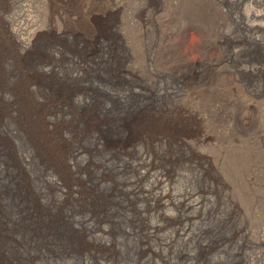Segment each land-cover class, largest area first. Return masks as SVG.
<instances>
[{
  "label": "rangeland",
  "instance_id": "obj_1",
  "mask_svg": "<svg viewBox=\"0 0 264 264\" xmlns=\"http://www.w3.org/2000/svg\"><path fill=\"white\" fill-rule=\"evenodd\" d=\"M102 1L24 0L20 13L37 24L35 29L47 41L38 47L43 49L35 48L21 59L0 25V42L8 43L7 49L0 51V264H264V0H122L116 13ZM3 2L0 0V8L7 7L9 12L10 2ZM94 16L102 18L104 26L97 35L101 40L92 42L89 35L94 34L97 25H92ZM163 19L172 25L171 30H160L157 22ZM16 21L15 27L25 29L21 19ZM56 29L64 32L59 41L66 44L64 50L59 46L52 50L54 54L62 53L60 63L54 72L39 74L43 85L36 86L33 81L29 86L32 94L29 98L23 96L21 85L33 77L32 73L26 76L23 68L43 52L51 51L49 47L55 42L51 33ZM165 35L171 48L175 47L181 57L185 55L195 68L189 67L180 77L149 72V56L163 48ZM210 58L212 62L222 60L213 64L216 76L213 73L212 83L227 86L231 81L226 99H230L228 114L234 121L226 133L216 129L214 139L197 148L205 160L196 159L195 147L177 153L164 142L157 148L155 140L149 144L143 137L134 141L139 130L135 122L159 119L163 112L173 116L174 108L181 104H189L188 109L195 106L187 95L173 98L165 91L177 93L182 85L191 89L198 77L194 72L204 71ZM80 59L93 60L98 66L96 71L85 68L81 72V66L74 69ZM116 64H135L140 81L117 74ZM34 65L36 70V60ZM130 88L140 93L132 97ZM62 95L70 97L68 104L63 103ZM43 122L53 124L51 131L40 125ZM190 127L193 129V125ZM129 138L135 150L143 152L149 147L155 158L152 162L173 174V183L160 189L153 188L152 179L140 181L142 190L148 191L145 195L152 197L163 191L173 194L186 204L183 213L191 219L190 225L184 220L178 226L166 224L156 238L146 241L152 250L165 256L164 261L144 251L141 219L133 210H142L141 216L155 225L162 222L159 214L174 221L178 212L169 205L155 208L153 202L143 199L139 188L129 193L133 187L125 183L127 179L133 182L135 174L123 163L130 162L134 155L119 149ZM57 144L66 153L78 152L77 160L84 159L89 176L77 172L79 162L77 168L65 167L67 159L59 156L54 148ZM164 158L169 160L165 162ZM47 178L57 179L58 184L82 182L85 200L77 194H72L71 200L63 198L60 189L47 183ZM184 190L190 195L183 196ZM174 226L195 231L194 239L181 243L176 237L166 248L163 244L174 235Z\"/></svg>",
  "mask_w": 264,
  "mask_h": 264
},
{
  "label": "bare ground",
  "instance_id": "obj_2",
  "mask_svg": "<svg viewBox=\"0 0 264 264\" xmlns=\"http://www.w3.org/2000/svg\"><path fill=\"white\" fill-rule=\"evenodd\" d=\"M6 3L7 1L10 2V11L8 12L7 10V7H5V9L3 7L0 8V25H2V27L4 28L5 30V34H6V39H7V42L10 44L15 46V48H17V54L18 56V59H21V57L26 54V53H29L31 50L34 51L35 48L39 49V45L45 41H47L46 39H44V37H46L45 35H41L40 34V30H37L35 29L37 26V24L30 20V19H27L25 18L21 13H20V8H21V3L24 1V0H4ZM75 1V0H74ZM84 1V0H83ZM95 1H100V0H95ZM104 1V0H103ZM102 1V2H103ZM2 2V1H1ZM3 2V4L5 3ZM78 2V1H77ZM76 2V3H77ZM195 2V1H194ZM103 3H105L107 6L111 7L110 9H112V12L117 11V9H119L118 7H120L123 3H122V0H105ZM79 4V3H77ZM102 4V3H101ZM194 4V3H193ZM9 5V4H8ZM105 5V6H106ZM4 6V5H3ZM7 6V4H6ZM83 6V5H82ZM92 6V5H91ZM95 6V5H94ZM193 6V5H192ZM78 7V6H76ZM79 8V7H78ZM106 8V7H105ZM209 8V7H208ZM17 9V11L13 12V10ZM93 9V8H92ZM264 9V8H263ZM11 10H12V13H11ZM79 10V9H78ZM77 10V11H78ZM91 10V9H90ZM102 10V9H101ZM76 11V13H77ZM94 11V9H93ZM264 11V10H263ZM22 12V11H21ZM81 12V11H80ZM84 12V11H83ZM95 12V11H94ZM172 12L173 9H172ZM200 12V11H199ZM261 12V11H260ZM114 13V15H115ZM203 13V12H202ZM215 13V12H214ZM252 13V12H251ZM254 13V12H253ZM257 13V12H256ZM91 14V13H89ZM208 14V13H207ZM213 14V13H212ZM262 14V12L260 13ZM259 14V15H260ZM102 15V13H101ZM105 15V13H104ZM108 15V14H107ZM254 15V14H253ZM258 15V14H257ZM256 15V16H257ZM92 16V15H91ZM77 17H80L77 16ZM90 17V16H89ZM255 17V15L253 16ZM21 19L23 21V25L25 26V29H30V33L21 28L20 27H15V21L16 19ZM91 18V17H90ZM92 21H93V26H95L96 24V27L94 29L93 27V32L94 34L89 35V38H92L91 41L93 42V39L96 41L97 39V35H101L102 31H103V24L101 22V20H103L102 18H99L97 16H94L92 17ZM107 18V17H106ZM109 18V17H108ZM111 18H112V15H110V20L108 22L109 24V27L111 25ZM152 20H154L155 17H150ZM249 18V17H248ZM258 19V18H257ZM107 20V19H106ZM158 20V19H157ZM160 20V19H159ZM158 20V21H159ZM220 20V19H219ZM246 20V19H245ZM259 20V19H258ZM262 20V18H261ZM90 21V19L88 20ZM150 21V20H149ZM156 21V20H155ZM166 20L163 19L161 22H157V25L158 27L160 28V30L166 32L167 30H171V24H169L168 22H165ZM17 22V21H16ZM81 22V21H80ZM84 22V21H82ZM79 23V22H78ZM107 23V22H106ZM198 23V22H197ZM80 24V23H79ZM85 25V24H84ZM155 25V24H154ZM36 26V27H34ZM1 27V29H2ZM38 28V27H37ZM49 28V27H48ZM86 28V27H85ZM91 28V27H90ZM0 29V30H1ZM77 29V28H76ZM79 29V28H78ZM83 29V28H82ZM89 30V27L87 28ZM48 30V29H47ZM91 30V29H90ZM106 30V29H105ZM199 30V29H198ZM79 31V30H78ZM112 31V30H111ZM196 33H197V30L195 29ZM88 32V31H87ZM92 32V31H91ZM106 32V31H105ZM201 32V31H200ZM43 33V32H42ZM64 32H62L61 29H56L53 31V33H51L54 38V41L53 42V45L51 44L50 47H49V50H51L49 53H45V54H40L39 52V56L35 59L36 60V65L38 66L36 68V70H34V67H35V60L33 61V63L31 62L30 65H27L25 64L26 68H23L25 70H27L26 72V76H29L28 74L29 73H32V76L28 81V83H24L22 84V88H21V93L23 94V96H28V98L30 97V95L32 94V90L30 89V85H32V82L35 81V84L36 86H42V82L39 80V74H41V76L43 75H46L48 74L49 72H54V67L56 65H58L60 63V60L59 58H62L61 57V54L62 53H58V54H54L52 52V50L54 51L55 47L56 46H59L62 50L66 49L65 48V45L63 43H61L59 41V38L61 35H63ZM89 33V32H88ZM202 33V32H201ZM4 34V33H2ZM49 34V33H48ZM80 34V33H79ZM87 34V33H86ZM104 34V33H103ZM108 34V32H107ZM81 35V34H80ZM83 35V34H82ZM113 35V33H112ZM1 36V35H0ZM41 36L43 37L44 40L41 39ZM79 36V35H78ZM103 36V35H102ZM101 36V37H102ZM106 36V35H105ZM109 36V35H108ZM111 36V35H110ZM76 37V36H75ZM74 37V38H75ZM104 37V36H103ZM113 37V36H112ZM2 38V37H1ZM48 38V37H47ZM88 38V37H86ZM88 38V39H89ZM100 38V37H98ZM109 38V37H108ZM114 38V37H113ZM115 38L116 40L118 39V37L116 36L115 34ZM3 39V38H2ZM5 39V40H6ZM83 40L85 38H82ZM172 39V38H171ZM41 40V42H40ZM90 40V39H89ZM88 40V41H89ZM99 40V39H97ZM101 40V39H100ZM99 40V41H100ZM107 40V39H105ZM104 40V41H105ZM110 40V39H109ZM169 38L165 35L164 36V39H163V48L161 49H157L156 51L152 52L153 54H151L149 56V63H148V69L150 70L149 72H152L153 74H161V73H164V74H173V76H177V77H180L181 75H184V73L187 72V69L189 67L192 68V66L194 64L190 63L189 62V59L184 55V57H181L177 52L176 49L174 48H171V45L169 44ZM4 41V40H3ZM76 41V40H75ZM114 41V40H113ZM5 42V41H4ZM3 43V42H0V51L1 49L4 51L7 49L6 45L8 43ZM77 42V41H76ZM86 42V41H85ZM84 42V44H85ZM91 42V45H93V43ZM102 42V41H101ZM165 42H166V45H165ZM82 43V42H80ZM100 43V42H99ZM104 43V42H103ZM45 44V43H44ZM83 44V43H82ZM88 44V43H87ZM43 45V44H42ZM49 45V44H48ZM47 45V46H48ZM79 45V44H78ZM86 45V44H85ZM96 45V44H95ZM99 45V44H98ZM108 46V44H106ZM112 47L114 46L113 43L111 44ZM12 46V47H13ZM47 46H46V50L48 51L47 49ZM90 46V45H88ZM102 46V44H101ZM11 47V48H12ZM41 47V46H40ZM58 47V48H59ZM79 47V46H78ZM115 47V46H114ZM113 47V48H114ZM156 47V46H155ZM9 48V47H8ZM91 48V47H90ZM99 48V47H98ZM43 48H40L39 50H41ZM44 49V50H45ZM57 49V48H56ZM93 49V48H92ZM97 49V48H96ZM75 50V49H74ZM95 50V49H94ZM96 51V50H95ZM102 51V50H101ZM13 52V51H12ZM56 52V51H55ZM62 52V51H61ZM67 54V53H66ZM102 54V53H101ZM8 55V54H6ZM16 55V54H15ZM33 55V54H32ZM68 55V54H67ZM75 55V54H74ZM36 56V55H35ZM66 56V55H64ZM63 56V58H64ZM4 57V55H3ZM32 57V56H31ZM81 57V56H79ZM85 57V56H84ZM98 57V56H97ZM119 57V56H118ZM7 58V57H6ZM9 58V57H8ZM27 58V57H26ZM34 58V57H33ZM68 58V57H67ZM71 58V57H70ZM102 58V57H101ZM4 59V58H3ZM15 59V57H14ZM119 59V58H118ZM211 59V58H210ZM222 59V58H221ZM30 60V59H29ZM29 60H26V62H29ZM62 60V59H61ZM95 60V59H94ZM116 60V59H115ZM31 61V60H30ZM107 61V60H106ZM105 61V62H106ZM202 62V60H200ZM204 61V60H203ZM208 61V59H207ZM213 60L211 59L210 61L206 62L203 66V69L204 71L198 73H195L194 72V75L195 76H198L196 81L193 82L191 84V89H189L187 86L185 85H182V90L179 89V92L175 93V92H168V91H165V94L166 95H170L172 96L173 98H176L178 97L179 95H187L188 97L191 98V100L195 103V106L194 107H191L192 109H188V105H186L187 103L185 104H181L180 106L178 105V107H175L173 112H174V115L173 116H167L168 114H165L163 112V115L161 117H159V119H156L155 117L152 119V118H143L141 119L140 122H135L136 125H138V132H137V135H138V138L137 139H134L135 140H139L141 141V138L143 137L144 138V142L146 143H150L151 141H158L156 142V147L158 148L160 144H162L163 142L165 144L168 145V149H174L177 153H179L180 150H188L189 148L191 147H195L196 148V159H203L205 160V158L203 157V153L198 151L197 148L199 147H205L211 140L214 139V135H215V130L216 129H220L223 131V133H226L229 129V127L231 126V124L233 123V118H231L228 114V111H229V104H230V99H226L227 98V93L230 91V86H231V81L230 83L226 86L223 85V84H214V82L212 83L211 79L212 78V75H213V67H214V63H219L220 61H218L217 59L212 62ZM3 62V61H2ZM14 62V61H13ZM18 62V61H17ZM73 62V60L71 61ZM82 64H80V63ZM79 62H75L74 63V69L78 68L79 66H81V72H85V68L86 69H91L93 71H96V67L97 66V63H95L93 60L91 59H83ZM102 62V61H101ZM104 62V63H105ZM205 62V61H204ZM120 63V62H119ZM127 63V62H126ZM200 63V62H199ZM203 63V62H202ZM222 63V62H221ZM3 64V63H2ZM212 64V65H211ZM1 65V64H0ZM21 65V64H20ZM40 65V66H39ZM104 65V64H103ZM197 65V64H196ZM195 65V66H196ZM203 65V64H202ZM44 66H47V68H44ZM218 66V65H217ZM216 64H215V67H217ZM25 67V66H24ZM102 67V66H101ZM114 67V66H113ZM194 67V66H193ZM202 67V66H201ZM105 68V67H103ZM115 70L117 72V74H124L126 77L128 78H131V79H135V80H138L140 81L139 79V70L137 69V67L135 66V64H127V65H124V64H116L115 65ZM195 68V67H194ZM59 69V68H57ZM73 69V70H74ZM202 69V70H203ZM216 69V68H215ZM217 70V69H216ZM214 70V71H216ZM21 71V70H20ZM58 71V70H57ZM90 71V70H89ZM193 71V70H192ZM56 73V72H55ZM216 73V72H215ZM214 73V75L216 76V74ZM23 74V72H22ZM57 74V73H56ZM51 75V74H50ZM75 76H78V75H75ZM57 77V75H56ZM85 77V75H84ZM95 77V76H94ZM101 77V76H100ZM79 78V77H78ZM123 78V77H122ZM23 79V78H21ZM27 79V78H26ZM72 79H76V77H74V75L72 76ZM124 79V78H123ZM189 79V78H188ZM191 79V78H190ZM194 79V80H195ZM83 80V79H82ZM81 80V81H82ZM125 80V79H124ZM130 80V79H129ZM22 82V80H20ZM23 81H26V80H23ZM87 81V80H86ZM126 81H128L126 79ZM216 81V80H215ZM19 82V81H18ZM125 82V81H124ZM95 85V84H94ZM93 85V86H94ZM233 85V84H232ZM18 86V85H17ZM92 86V85H91ZM90 86V87H91ZM92 86V87H93ZM133 87V86H132ZM20 88V87H19ZM40 88V87H39ZM83 88V87H82ZM224 88V89H223ZM41 89V88H40ZM87 89V88H86ZM94 89V88H93ZM176 89V88H175ZM92 90V89H91ZM95 91V90H94ZM129 94L130 96H136L138 93H140L138 90H135L133 88H130L129 90ZM138 91V92H137ZM83 92V91H82ZM233 92V90H232ZM88 94V93H87ZM110 94V93H109ZM229 94V93H228ZM22 96V95H21ZM22 96V97H23ZM64 96V97H63ZM108 96V94H107ZM109 96H115V94L113 95H109ZM92 97V95H91ZM111 97V98H112ZM118 97V96H117ZM142 97V96H141ZM183 98H186V97H183ZM188 98V99H190ZM230 98V97H229ZM61 99L63 101V103L65 104H68L70 102V97H68V95H62L61 96ZM114 99V98H113ZM112 100V99H111ZM117 100V99H116ZM182 100V99H181ZM233 100V99H232ZM27 101V100H26ZM80 101V100H79ZM113 101V100H112ZM33 102V101H32ZM55 102V101H54ZM77 102V101H75ZM74 102V104H75ZM30 103V102H29ZM59 103V102H58ZM56 102V104H58ZM61 103V102H60ZM95 103V102H94ZM27 103H24L22 105H26ZM40 104V103H39ZM52 104V103H51ZM81 104V102H80ZM93 104V102H92ZM29 104H27L28 106ZM38 105V104H37ZM49 105V104H48ZM59 105V104H58ZM76 105V104H75ZM78 105H79V102H78ZM73 107V105H71ZM81 106V105H80ZM84 106V105H83ZM94 106V105H93ZM92 106V107H93ZM33 107V105H32ZM40 107V106H39ZM55 107V106H54ZM96 107V106H95ZM94 107V108H95ZM30 108V107H29ZM28 108V109H29ZM37 108V107H36ZM77 108V107H76ZM87 108V107H86ZM85 108V109H86ZM45 109V108H43ZM47 109V108H46ZM54 109V108H53ZM52 109V110H53ZM79 109V108H78ZM40 110V109H39ZM36 111V110H35ZM38 111V110H37ZM43 111V110H42ZM46 111V110H44ZM58 111V110H57ZM105 111V110H104ZM77 112V111H76ZM79 112V111H78ZM25 113V111L23 112ZM32 114V112H29ZM46 113V112H45ZM48 113V112H47ZM86 113V112H85ZM147 113V112H146ZM26 114V113H25ZM30 114V115H31ZM90 114V113H89ZM28 115V114H27ZM29 115V116H30ZM43 115V114H42ZM41 115V116H42ZM51 115V114H50ZM161 115V114H160ZM38 116V115H37ZM40 116V115H39ZM38 116V117H39ZM45 116V115H44ZM79 116V115H78ZM81 116V115H80ZM84 116V115H83ZM82 116V117H83ZM93 116V115H92ZM98 116V115H97ZM86 117V116H85ZM37 118V117H36ZM40 118V117H39ZM76 118V117H75ZM74 118V119H75ZM78 118V117H77ZM76 118V119H77ZM81 118V117H80ZM94 118V117H92ZM92 118L90 120H92ZM101 117H99L100 119ZM135 118V117H134ZM35 119V118H34ZM38 119V118H37ZM43 119V118H42ZM82 119V118H81ZM88 119V118H87ZM86 119V120H87ZM97 119V118H96ZM41 120V118H40ZM79 120V119H78ZM84 120V119H83ZM102 120V119H100ZM36 121V120H35ZM41 121H44V120H41ZM62 121V120H61ZM82 121V120H81ZM92 121H96V120H92ZM99 121V120H98ZM68 122V121H67ZM129 122V121H128ZM34 123V122H33ZM83 123V122H82ZM86 123V122H85ZM90 123V121H89ZM95 123V122H94ZM98 122H96L97 124ZM44 124V127H46L49 131H51L52 129V125L50 122H43L42 124L40 125H43ZM87 124V123H86ZM93 124V123H92ZM91 124V125H92ZM95 124V125H96ZM77 125V124H76ZM98 125V124H97ZM190 125H193V129H191ZM34 126V125H33ZM87 126V125H86ZM38 127V126H37ZM43 127V126H42ZM54 127V126H53ZM67 127V126H66ZM102 127V126H101ZM130 127V126H129ZM34 128V127H33ZM132 128V127H131ZM54 129H56L54 127ZM53 129V130H54ZM58 129V128H57ZM56 129V130H57ZM91 129V127H90ZM134 129V128H133ZM45 130V129H43ZM52 130V132H53ZM56 130H54V133H58V132H55ZM87 130V129H86ZM93 129H91L92 131ZM121 130V129H120ZM130 130V129H129ZM48 131V132H49ZM77 131V130H76ZM96 131V129H95ZM135 131V129L133 130ZM37 132V131H36ZM75 132V131H74ZM60 133V132H59ZM97 133V132H96ZM73 134V133H72ZM80 134V133H79ZM99 134V133H98ZM103 134V132H102ZM129 134V133H128ZM134 134V133H133ZM44 135V134H43ZM51 135V134H50ZM52 136V135H51ZM56 136V135H55ZM130 136V135H129ZM134 136V135H133ZM132 136V137H133ZM75 137V136H74ZM55 138V137H53ZM107 138V137H106ZM52 139V138H50ZM125 139V138H124ZM127 139V138H126ZM53 140V139H52ZM102 140V139H101ZM100 140V141H101ZM123 140V139H122ZM51 141V140H50ZM54 141V140H53ZM103 141V140H102ZM133 141L132 138H129L127 140V142H125L124 144H120L121 147H119V149L123 152L126 153V155H130L132 156L131 154L133 153L134 155V158L133 157H130V158H133L130 162H128L127 164H125L126 162H124L123 164L125 166L123 167H129V171H133L134 172V180L133 182H130L129 179H127L128 181L125 183H129V186H131V188L133 187V189L130 190L129 193L131 194H134L135 193V190H137L138 188L141 190V194H143V199H148V201L150 202H153V206L155 208H164L165 206H171L175 209L176 212H178V216L176 215L175 216V220L172 221L171 218H168L166 215H163V214H159V217L161 219V223H159L158 225H155L146 221L145 218H143L141 216V211L138 209V208H135L133 211L135 213V215H137V217H139L141 220L140 222V231H141V234H142V237L144 238V246L146 249H144V251H147L150 255H153L155 257H157L160 261H164L165 259V256L162 254V253H157L158 251H154L151 249V247H149L147 244H146V241L148 240H151L152 238H156L157 237V234L161 231L162 232V229L165 228L166 224L171 225H177V224H182L181 222L184 220V221H187V224L190 225L191 224V219L189 217H187L183 212H185L186 210V204L184 205V203H181V201H178L177 199H175V197L173 198L172 195L173 194H169L167 193L166 191H163V192H160V193H157L155 195H152V197H148L147 195H145L148 191H144L142 190V188L139 186V183L140 181L142 182V180L146 179V178H149L150 180L152 179V181H150L153 185V188L156 187L155 189H160L159 187H164L166 185H170V183H173V180H172V172L171 170H169L168 168H164L163 166L161 165H157L156 163L152 162V154L150 153V148L148 147L145 151L141 152V151H138V150H135L134 149V145L131 146L130 143ZM161 141V142H160ZM57 142V141H56ZM61 142V141H60ZM118 142V140H117ZM64 144V143H62ZM111 144V143H110ZM155 144V143H154ZM164 144V145H165ZM49 145V144H48ZM69 145V144H68ZM148 146V145H147ZM45 147V146H44ZM48 147V146H47ZM52 147V146H51ZM112 148H115L114 145H111ZM110 147V148H111ZM127 147H130L129 149H126ZM146 147V146H145ZM151 147V146H150ZM54 148H56L58 151H59V156L60 155H63L66 157L67 161L65 163V167L67 168H71L72 167H76L77 168V163L80 165L78 166V170L77 172L79 171H82L83 173H86V175L89 176L88 174V171H90L88 169V166L87 167H83V161L84 159H79L77 160V156H78V152L76 153H66L64 148L62 146H59V144H57V146H54ZM117 148V147H116ZM152 148V147H151ZM156 148V149H157ZM48 149V148H47ZM52 149V148H51ZM50 149V151H51ZM108 149V148H107ZM154 150V148H152ZM173 150V151H174ZM48 151V150H47ZM70 151V150H69ZM73 151V150H72ZM77 151V150H76ZM160 151V150H159ZM174 151V152H175ZM74 152V151H73ZM81 152V151H80ZM155 152V151H154ZM55 153V152H53ZM172 153V152H171ZM49 155V154H48ZM52 155V154H51ZM83 155V154H82ZM114 155V154H113ZM168 155V154H167ZM165 156L168 157V156ZM57 156V155H55ZM54 156V158L56 159V157ZM81 156V154H80ZM79 156V157H80ZM111 156V155H110ZM163 156V155H162ZM61 157V156H60ZM59 157V158H60ZM158 157V156H157ZM174 157V156H173ZM52 158V157H51ZM154 158V157H153ZM163 161L167 162V160L169 159H166ZM61 159V158H60ZM65 159V158H64ZM69 159V161H68ZM104 159V158H103ZM106 159V158H105ZM155 159V158H154ZM176 159V158H175ZM207 159V158H206ZM62 160V159H61ZM83 160V161H82ZM87 160V159H86ZM94 160V159H93ZM124 160V159H123ZM57 161V160H56ZM60 161V160H58ZM171 161V160H170ZM77 162V163H76ZM63 163V162H62ZM163 163V162H162ZM60 164V163H58ZM122 164V163H121ZM173 164V163H171ZM170 164V165H171ZM86 165V164H85ZM84 165V166H85ZM110 165V164H109ZM120 165V164H119ZM201 165V164H200ZM62 166V164H61ZM172 166V165H171ZM170 166V167H171ZM66 168V169H67ZM98 168V167H96ZM100 168V167H99ZM206 168V167H205ZM88 169V171H87ZM204 169V168H203ZM207 170V168H206ZM69 171V170H68ZM74 171V170H72ZM87 171V172H86ZM102 171V170H101ZM105 171V170H103ZM205 171V169H204ZM72 173V172H71ZM81 173V172H79ZM105 173V172H104ZM174 173V172H173ZM178 173V172H177ZM61 174V173H60ZM181 174V173H180ZM179 174V175H180ZM182 175V174H181ZM136 176V177H135ZM98 177V176H97ZM75 178V177H74ZM107 178V177H106ZM174 179V178H173ZM84 180V179H83ZM82 180V181H83ZM47 183H50L51 185H54L56 187H58L60 189V193L63 198L65 199H68L70 198L69 200H71V196L72 194H75V197H76V194L77 196H79L80 198L83 199V201L85 200V195L83 193L82 190L85 191L84 189V185L83 183L81 182V184L77 181V182H74L73 184H69L68 182H62L61 181V184H58L59 182L57 181V179H50V178H47L46 179ZM76 181V180H75ZM99 181V180H98ZM102 182V181H101ZM104 182V181H103ZM71 183V182H70ZM85 184V183H84ZM74 186V187H72ZM126 186V185H125ZM57 188V189H58ZM129 188V187H128ZM137 188V189H136ZM152 188V189H153ZM111 189V188H110ZM97 190V189H96ZM88 191V190H87ZM128 191V190H126ZM96 192V191H95ZM110 192V191H109ZM98 193V192H97ZM126 193V192H125ZM94 194V193H93ZM128 194V193H127ZM130 194V195H131ZM90 195V194H89ZM150 195V194H149ZM183 196H187V195H190L188 193V191H183ZM194 195V194H193ZM199 195V194H198ZM61 196V198H62ZM139 196V195H138ZM137 196V197H138ZM174 196V195H173ZM192 196V194H191ZM95 197V196H94ZM141 197V196H140ZM60 198V200H61ZM92 198V197H91ZM96 198V197H95ZM129 198V197H128ZM133 198V197H132ZM135 198V197H134ZM74 199V198H73ZM72 199V200H73ZM76 199V198H75ZM97 199V198H96ZM103 199V198H102ZM106 199V198H105ZM166 199V200H165ZM185 199V198H184ZM184 199L182 200L184 202ZM63 200V199H62ZM77 200V199H76ZM74 200V201H76ZM127 200V199H126ZM135 200V199H134ZM186 200V199H185ZM61 202V201H60ZM82 202V201H80ZM87 202V201H86ZM104 202V201H103ZM130 202V200H129ZM89 203V202H88ZM93 202H91L92 204ZM99 203V202H98ZM148 203V202H147ZM130 204H128L129 206ZM134 205V204H133ZM119 206V205H118ZM151 207V206H150ZM133 208V207H131ZM99 209V208H98ZM182 209V210H180ZM95 210V209H94ZM149 210V208L147 209ZM158 210V209H157ZM160 210V209H159ZM146 211V210H145ZM205 211V210H204ZM161 212V211H160ZM59 213V212H58ZM133 216V215H132ZM158 217V218H159ZM199 217V216H198ZM147 219V218H146ZM132 222V221H131ZM185 224V223H184ZM77 226V225H76ZM178 226V225H177ZM177 226H174L172 229H173V236H171L169 242H165V244H163V246H165L166 248L169 247V244L172 242V240L174 238L177 237V239L179 240V242L181 243H186V241L188 239H194L195 237V231L192 233L190 230H187V228H185V226L183 228H177ZM80 227V226H79ZM98 227V226H97ZM182 227V226H180ZM170 230V229H169ZM137 231V230H136ZM165 231V230H164ZM188 231H190L189 233H187ZM192 234V235H191ZM191 236V237H190ZM96 237V236H94ZM200 238V237H198ZM169 239V238H168ZM196 240V239H195ZM199 240V239H198ZM188 242V241H187ZM194 242V241H193ZM195 243V242H194ZM211 243V242H210ZM218 243V242H217ZM201 244V243H199ZM203 244V243H202ZM140 245V244H139ZM207 246V245H206ZM141 247V246H140ZM206 248V247H205ZM211 248V247H210ZM204 249V248H203ZM140 250V248H139ZM162 250V249H161ZM143 251V250H142ZM188 252V251H187ZM190 252V251H189ZM188 252V253H189ZM204 252V251H203ZM202 252V253H203ZM145 253V252H144ZM181 253V252H180ZM186 253V252H184ZM141 254V253H140ZM187 254V253H186ZM201 254V253H199ZM253 254V253H252ZM144 255V254H143ZM182 255V254H181ZM184 255H182L183 257ZM187 256V255H186ZM152 257V256H151ZM146 259V258H145ZM188 259V258H187ZM255 259V258H254ZM151 260V258H150ZM251 260V259H250ZM253 260V259H252ZM140 261V259H139ZM147 261V259H146ZM248 261V260H247ZM152 262V261H151ZM186 262V261H185ZM253 262V261H252ZM256 262V261H254ZM149 263V262H148ZM147 263V264H148ZM154 264V262H153ZM251 264V263H250ZM254 264V263H252ZM257 264V262H256Z\"/></svg>",
  "mask_w": 264,
  "mask_h": 264
}]
</instances>
